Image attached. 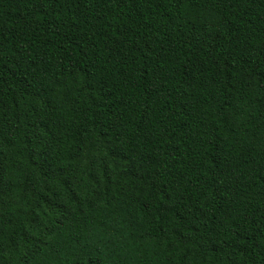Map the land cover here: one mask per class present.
<instances>
[{
  "label": "trees",
  "instance_id": "16d2710c",
  "mask_svg": "<svg viewBox=\"0 0 264 264\" xmlns=\"http://www.w3.org/2000/svg\"><path fill=\"white\" fill-rule=\"evenodd\" d=\"M0 264H264V0H0Z\"/></svg>",
  "mask_w": 264,
  "mask_h": 264
}]
</instances>
